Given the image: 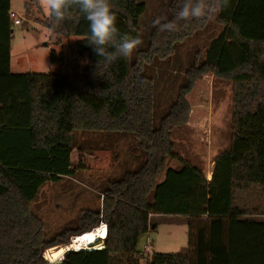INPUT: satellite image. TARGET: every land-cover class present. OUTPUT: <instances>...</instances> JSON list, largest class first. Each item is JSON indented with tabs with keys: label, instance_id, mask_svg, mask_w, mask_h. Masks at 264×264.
<instances>
[{
	"label": "trees",
	"instance_id": "trees-1",
	"mask_svg": "<svg viewBox=\"0 0 264 264\" xmlns=\"http://www.w3.org/2000/svg\"><path fill=\"white\" fill-rule=\"evenodd\" d=\"M198 2L199 17L178 19L185 0H168L159 24L142 28L145 2L110 0L119 33L139 37L141 44L130 57L106 63L88 44V22L75 0H67L63 20L50 11L40 24L57 36L81 38L77 57L87 55L88 64L83 74L59 75L12 73L11 0H0V264H49L48 249L67 246L102 222L105 248L70 251L63 264H264V221L238 205L241 193L264 189V0H218L215 23L222 28L208 34L203 54L199 50L189 68L179 60L171 69L180 48L211 29L216 0ZM25 5L28 13L32 6L43 13L39 0ZM170 22L172 30L161 28ZM51 60L57 61L55 53ZM148 66H169L167 77L181 82L158 129L153 117L161 76H147ZM208 75L232 83L229 149L214 160L211 181L179 159L180 168L168 169L160 183L167 161L177 158L173 131L189 121L187 97ZM75 132L134 136L146 160L107 183L101 208L82 211L77 226L45 241L44 223L31 208L41 190L78 170L107 172L114 166L113 149L87 156L76 149ZM151 216L188 218L190 253L139 250L141 238L157 228Z\"/></svg>",
	"mask_w": 264,
	"mask_h": 264
},
{
	"label": "rangeland",
	"instance_id": "rangeland-1",
	"mask_svg": "<svg viewBox=\"0 0 264 264\" xmlns=\"http://www.w3.org/2000/svg\"><path fill=\"white\" fill-rule=\"evenodd\" d=\"M141 1L147 4L148 9L141 19L143 28L142 24L145 26L162 18L168 0ZM39 3L43 13H40L35 6H32V12L28 13L25 9L26 0H11V11L22 21L19 26L13 24L11 54L13 71L22 74L71 75L74 72L83 74L87 69L88 56L77 57V42L81 38L57 36L42 26L40 21L45 20L50 9L47 0H39ZM217 4L218 0H216L212 12L210 31L186 42L174 57L171 69L179 65V60L183 69L189 68L195 60L197 52L201 50V55L203 54L208 38L211 36L208 34L214 31L215 35L222 28L215 23ZM52 53H55L57 57L55 62L51 60ZM168 68L169 66H159L158 68L148 66L146 70L149 77L154 78L155 73H159L161 76L158 81L156 80L157 103L153 117L155 129L160 127L162 120L168 114L169 107L174 102L181 86L180 80L175 81V76L167 77ZM177 73L179 76L183 74L179 71H176ZM174 92H176L175 97ZM187 99L190 105H202V110L196 109L197 114L194 113L191 117L192 126L197 121L198 126H193L194 128L191 129L186 125L173 131L174 153L177 158L167 161L165 171L159 180L160 183L163 182L168 169L180 168L179 159L191 163L207 175L213 171L214 160L229 149L232 83L208 75L195 85ZM196 118L198 119L196 120ZM73 140L76 149H84L87 156H90L92 150L101 147L113 149L115 153L114 166L111 171L107 172L78 170L73 177H65L58 183H49L41 190L31 208L44 223L45 241H50L66 229L77 226L82 211L101 208L103 202L101 191L107 183L120 178L124 172L136 170L146 160V155L142 154L139 142L134 136L120 133L75 132ZM72 163L75 167L79 164L77 152L73 153ZM238 205L252 212L251 219L264 221V189L251 187L241 193L238 197ZM154 219L157 228L141 238L139 250L142 251L149 245V255L153 252L188 255L192 248L189 221L168 216H156ZM102 244V241H99L95 246ZM62 247L64 246H60V248Z\"/></svg>",
	"mask_w": 264,
	"mask_h": 264
},
{
	"label": "clouds",
	"instance_id": "clouds-1",
	"mask_svg": "<svg viewBox=\"0 0 264 264\" xmlns=\"http://www.w3.org/2000/svg\"><path fill=\"white\" fill-rule=\"evenodd\" d=\"M81 13L88 22V44L93 51L106 63L119 57H130L140 46L139 37L121 35L117 24V17L112 10L110 0H75ZM52 16L57 20H63L67 13V0H47ZM203 6L198 0H185L178 13V19L196 18L201 15ZM159 24V21H156ZM174 22L161 25L162 29L172 30ZM119 40L117 41V37ZM111 45L112 51L108 48Z\"/></svg>",
	"mask_w": 264,
	"mask_h": 264
},
{
	"label": "bare ground",
	"instance_id": "bare-ground-1",
	"mask_svg": "<svg viewBox=\"0 0 264 264\" xmlns=\"http://www.w3.org/2000/svg\"><path fill=\"white\" fill-rule=\"evenodd\" d=\"M105 228H97L92 232L86 233L79 237H74L68 246H64L54 251V255L47 253L48 259L51 261L61 260L66 249L75 251L88 249V247L96 244L105 235Z\"/></svg>",
	"mask_w": 264,
	"mask_h": 264
},
{
	"label": "crops",
	"instance_id": "crops-1",
	"mask_svg": "<svg viewBox=\"0 0 264 264\" xmlns=\"http://www.w3.org/2000/svg\"><path fill=\"white\" fill-rule=\"evenodd\" d=\"M49 15V14H48ZM11 71H12V73H15V74H20V73H18V72H14L13 71V69H12V66H11ZM206 78V76L203 78V79H205ZM198 108H200L201 110H202V105H195L194 104V106L193 105H191V112H190V116H189V121H188V123H187V127H190L191 129H193L195 126H198V124H197V122H196V124H194L193 126H192V122H191V117H192V115L194 114V113H196L195 112V110L196 109H198ZM197 114V113H196ZM197 117V116H196ZM198 118H196V120H197ZM213 166H214V162H213ZM203 171V170H202ZM205 173V172H204ZM212 176H213V171L212 172H209V173H207V175L205 174V177H206V179H207V181H211V179H212ZM156 216H151V220L155 223V224H157L156 222H155V218ZM169 218H173V217H169ZM175 218H182V217H175ZM182 219H185V220H188V218H182ZM204 220H206L205 218H204ZM142 251H145L144 249L142 250ZM145 253V252H144ZM154 253V252H153ZM147 255H149V251H148V253H146Z\"/></svg>",
	"mask_w": 264,
	"mask_h": 264
},
{
	"label": "water",
	"instance_id": "water-1",
	"mask_svg": "<svg viewBox=\"0 0 264 264\" xmlns=\"http://www.w3.org/2000/svg\"><path fill=\"white\" fill-rule=\"evenodd\" d=\"M99 245V244H98ZM98 245H96L95 246V244L94 245H92V246H90V248H94V247H97ZM58 248H60V246H58V247H54V248H50V249H48L45 253H44V259L49 263V264H63V262H64V260H65V255H66V253H68V252H70V251H75V250H71V249H66L65 250V252H64V254H63V257H62V259L61 260H57V261H51L50 259H48V257H47V253L49 254V255H54V251L55 250H57ZM105 248V246H104V244H102L101 246H99V250H103Z\"/></svg>",
	"mask_w": 264,
	"mask_h": 264
},
{
	"label": "built area",
	"instance_id": "built-area-1",
	"mask_svg": "<svg viewBox=\"0 0 264 264\" xmlns=\"http://www.w3.org/2000/svg\"><path fill=\"white\" fill-rule=\"evenodd\" d=\"M10 17H11V19L13 20V24H15V25H17V26H19V25H21L22 24V21L20 20V19H18L17 18V16H16V14L15 13H13L12 11L10 12ZM98 228H105V235H104V237H102L99 241H102V243L104 242V240L106 239V237H107V225L105 224V223H101L100 224V226L98 227ZM72 241V240H71ZM98 241V242H99ZM97 242V243H98ZM99 248V246H97V247H95V249H98ZM90 248H88V249H84V250H89ZM145 253H148V251H149V245H147L146 247H145Z\"/></svg>",
	"mask_w": 264,
	"mask_h": 264
}]
</instances>
